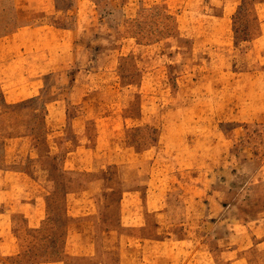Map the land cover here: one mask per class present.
Here are the masks:
<instances>
[{
    "label": "crops",
    "instance_id": "0c3cea01",
    "mask_svg": "<svg viewBox=\"0 0 264 264\" xmlns=\"http://www.w3.org/2000/svg\"><path fill=\"white\" fill-rule=\"evenodd\" d=\"M57 1L11 0L12 19L22 18L25 23L0 33V116L13 115L19 102L36 99L40 91L35 82L39 78L53 72L63 75V91L44 101L41 124L30 126L27 137L18 133L3 138L9 139L4 144V159L11 164L20 159L27 172L0 166V264H4L3 254L9 249L15 251L13 227H33L44 217L46 181H55L58 171L63 179L64 250L69 257L83 261L77 264H145L158 257L165 259L179 248L186 231L190 232L184 229L179 235L175 226L181 218L193 220L190 210L196 198L188 197L181 201L184 204L175 205L187 211L185 217L169 214L171 207L166 200L170 188L154 185L144 144L132 140L127 121L141 114L142 92L145 85L149 86L148 72L152 70L150 75L158 76L150 81H164L157 57L161 51L170 57L168 66L172 80L178 83V96L181 83L194 82V76H201L194 73L203 64L208 67L203 73L217 66L215 71L227 78L231 66L228 49L240 42L236 39L237 10L244 4H264V0H183L172 18L170 32H158L152 38L148 35L157 31L144 29L135 46L120 54L114 53L115 45L109 37L116 34L114 30L112 33L109 29L100 44V32L91 26L97 0L73 11L63 6V26L30 21L36 16L61 13ZM243 41L251 54L263 51L264 29L251 31ZM197 46L203 53L194 59ZM137 49L152 53L139 57ZM213 50H218V57L210 55ZM193 59L200 61L194 64ZM240 74L234 81L247 79ZM254 76L252 73L248 79ZM111 80L117 81L119 91H112ZM179 102L180 97H176L173 107L177 108ZM55 146H63L62 156L54 153ZM209 190H203L199 199L204 205L199 213L204 233H209L205 226L213 217L220 220L221 255L238 264H253L249 254L259 258L257 255L264 251V216L240 222L230 219L226 211L211 213L213 208L220 210L223 199L219 192ZM142 226L153 235L150 240L159 249L154 259L148 250L141 253L134 247L136 230Z\"/></svg>",
    "mask_w": 264,
    "mask_h": 264
},
{
    "label": "rangeland",
    "instance_id": "374dc122",
    "mask_svg": "<svg viewBox=\"0 0 264 264\" xmlns=\"http://www.w3.org/2000/svg\"><path fill=\"white\" fill-rule=\"evenodd\" d=\"M89 1L58 0L56 5L62 9L61 13L36 16L30 21L63 26V6L73 11ZM97 1L99 4L91 16V26L100 32V44H103L105 39L102 37H107L109 29L112 33L115 31L116 34L109 37L113 39L116 54L128 52L135 46L137 40L144 36V29L157 31L148 35L152 38L158 32H170L172 18L176 17L183 3V0ZM13 15L11 0H0V33L24 25L25 20L12 19ZM236 18V39L240 42L228 49L227 58L231 66L227 78L215 71L219 68L217 66L210 69L208 76L206 72L203 73L208 68L203 64L194 73L201 76H194V82L181 83L182 91L178 96V83L176 85L172 80V69L168 66L170 57L161 51L157 57L161 62L164 81H150L158 76L156 73L150 75L152 70L148 72L149 86L146 88L145 85L142 92L141 114L127 121L132 140L144 144V152L150 162V170L153 171L154 185L170 188L166 200L171 207L169 214L179 213L185 217L188 215L187 211L179 210L175 205L184 204L181 201L188 197L196 198L190 210L193 220H177L175 227L179 235H183L184 229H190L189 233L186 231L179 248H175L165 259L158 257L155 262L145 261V264H238L225 260L220 253V220L213 217L205 226L209 233L203 231L205 228L199 221V213L204 210V205H200L199 199L205 189L210 188V193L219 192L223 199L222 206L218 205L220 210L213 208L211 213L226 211L230 219L240 222H251L264 216V50L251 54L248 43L243 41L251 31L264 29V4L253 7L244 4L237 10ZM71 22L72 16L69 17V23ZM201 49L200 46L195 48L194 59L196 55L203 53ZM212 52L211 56H217L215 52L218 53V50ZM136 53L139 57L141 53L148 57L152 51L137 49ZM181 58L183 59L182 56L180 60ZM194 59V64L200 61ZM147 60L151 62V58ZM141 65L145 68L144 63ZM244 71L251 73L246 75ZM239 73H243L240 75L247 79L234 81ZM252 73L255 74L254 79H248ZM39 79L35 82L36 90L40 91L36 99L29 103L19 102L13 115L10 113L5 117L0 116L1 167L9 165L27 172L26 164L20 159L13 164L4 159V144L9 140L4 139L18 133L27 137L30 126L34 123L40 125L42 122L41 108L44 107V101H49L63 91V75L58 72ZM109 85L112 91H119L117 81L111 80ZM176 97H180L177 108L173 107ZM12 141L16 142L15 139ZM54 150L58 157L62 156L63 146H55ZM46 185L48 192L44 217L33 227L25 224L13 227L15 251L9 249V253L3 254L4 264L83 262L69 257L64 250L65 218L61 172L56 173L55 181H46ZM171 226L167 227L172 229ZM150 237L153 235L147 227L137 228L134 247L141 253L148 250L152 254L150 258L154 259L159 249L154 247L156 243ZM141 238L145 240H140ZM249 256L253 264H264V251L257 255L259 258H254L253 253Z\"/></svg>",
    "mask_w": 264,
    "mask_h": 264
}]
</instances>
